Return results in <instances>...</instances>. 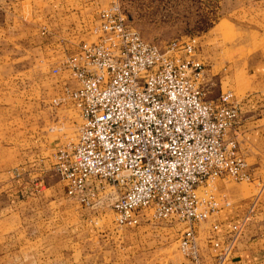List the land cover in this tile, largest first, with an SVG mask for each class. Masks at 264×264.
Listing matches in <instances>:
<instances>
[{
    "label": "built area",
    "instance_id": "2783aa9c",
    "mask_svg": "<svg viewBox=\"0 0 264 264\" xmlns=\"http://www.w3.org/2000/svg\"><path fill=\"white\" fill-rule=\"evenodd\" d=\"M90 33L53 68L69 82L52 102L71 103L81 122L76 141L53 153L52 169L84 205L88 178L117 188L118 227L137 225L146 213L185 222L177 249L201 264L195 227L227 204L216 195L218 181L253 179L237 139L228 137L246 99L232 90L207 99L198 38L164 47L147 41L114 1L99 10ZM245 219L232 226L230 242L214 241L211 264L228 260Z\"/></svg>",
    "mask_w": 264,
    "mask_h": 264
},
{
    "label": "rangeland",
    "instance_id": "374dc122",
    "mask_svg": "<svg viewBox=\"0 0 264 264\" xmlns=\"http://www.w3.org/2000/svg\"><path fill=\"white\" fill-rule=\"evenodd\" d=\"M113 1L126 22L147 41L164 47L172 40L187 36L198 38L197 56L203 61L205 71L210 69L211 74L217 75L213 77L215 82L206 86L208 98H216L220 90H232L239 100L258 93L264 96V77L254 74L256 71L251 66L264 62V0H39L34 5L42 9L40 20L34 15L30 0H0V141H50L52 149L58 144L55 150L76 141L81 122L77 110L71 103L52 102L62 94L69 77L63 70L54 72L53 68L61 67L82 41L91 39L88 36L97 23L99 10ZM20 4L24 9L21 15L12 10ZM50 35L58 37H54L52 44H44ZM50 45L52 48L47 49ZM220 75L224 76L222 81H219ZM260 103L263 105L257 109L249 103L248 111L241 112L235 128L253 178L227 182L235 194L233 201L251 198L253 204L237 239L252 221L258 202L264 199V130L260 133L261 141L258 134L256 141H247L241 139L239 127L241 120L244 121L245 132L252 136L258 127L264 126V118L258 122L261 125L256 122L264 117L259 112L264 109V99ZM49 176L50 185L58 190L52 170ZM60 196L54 195L56 201H71ZM97 210L101 211L87 208L85 217H92ZM102 211L103 224L97 220L90 222L96 224V235L85 238L82 256L77 258L74 242L69 243L61 257H53V264H77L79 258L83 264H93V261L97 264L99 251L114 250L113 244L116 249L132 245L119 237L118 233L124 229L116 231L110 225L114 217L112 210L108 207ZM257 220L264 232V210ZM69 225L73 224L69 221ZM113 235H118L115 243ZM133 237L138 236L133 234ZM179 253L176 254L179 264H184ZM122 262L112 255L101 263Z\"/></svg>",
    "mask_w": 264,
    "mask_h": 264
},
{
    "label": "crops",
    "instance_id": "0c3cea01",
    "mask_svg": "<svg viewBox=\"0 0 264 264\" xmlns=\"http://www.w3.org/2000/svg\"><path fill=\"white\" fill-rule=\"evenodd\" d=\"M35 3L39 4V0H30L34 9L33 13L40 20L43 12L40 8L36 9ZM12 10L19 15L24 14L21 4L19 8L14 7L13 9L12 7ZM54 37L58 36H48L44 44L47 42L52 44ZM55 47L57 48V46ZM46 48L49 49L52 46H46ZM251 66L256 71L254 74L264 77V68L261 70L264 67V62H258ZM210 71V69L204 70L203 78L205 85L203 88L207 99L213 98L207 97L206 86L213 84L214 79L216 80L213 77L217 76L216 73L211 74ZM223 77L220 75L219 81H222ZM222 91L220 90V92ZM263 99L264 96L259 93L251 95L243 103L241 112L248 111L251 103L254 109L261 107L263 103L260 101ZM243 108H246L245 111ZM259 112L264 113V109H260ZM239 118L240 115L233 130L229 132V138L235 137L234 133H236L235 138L240 140V136L235 131V128H238V122H240ZM263 118L256 119L257 125L262 124L258 122ZM241 122H243L239 126L242 128L241 139L256 141L255 138L259 135L258 138L260 141L262 140L263 136L260 133L264 130V126L258 127L255 130L256 134L252 137L245 132L246 123L242 120ZM57 146L58 144L52 149L50 141H0V264H53V257H61L63 251L73 242L75 256H82L85 238H94L96 235L97 229L94 228L96 224H90V222L95 223L97 220L103 224L105 214H102V210L108 207L114 215L112 203L118 194L115 187L104 186L101 189L100 183L96 179L88 178L85 181L84 193L88 197L90 205H84L77 197L66 194L63 183L52 169V156ZM51 170L57 178L58 190L50 185ZM57 193L61 195L62 200L66 197L71 201H56L54 195ZM216 195L224 197L227 204L220 202L223 204L218 215L198 223L195 227L201 264L212 263L215 240H220L223 243L231 241L232 226L248 217L252 203L251 198L233 201L235 194L230 191L225 181H218ZM87 208L100 209L101 211H95L94 214H91L92 217H85ZM255 210L256 212L251 216L253 219L244 233L233 242L231 254L224 264H264V232L261 230V222L257 220L263 215L264 199L258 202ZM114 220L115 217L110 225H113L116 231L124 229L123 233H118L119 237L123 241L128 240V244L132 243V245L127 247L123 245L122 248L116 249L117 246L113 244L114 250L109 248L106 251H99L97 264H103L101 262L105 257L112 255H115V260L121 259L122 264L180 263L176 257V254L180 252L177 249V241L187 227L185 222L174 219H154L146 213L140 217L137 225H125L116 229L118 226ZM69 221L73 224L72 226L69 225ZM214 223L218 224L215 231L211 227ZM133 234L138 237H133ZM112 237L115 243L118 235ZM136 247L141 250H137ZM179 254L183 257L184 264H191L181 252ZM169 255L172 257L169 258ZM70 256L73 257L74 254L71 253ZM77 264H83L82 258L77 260ZM93 264L96 262L93 261Z\"/></svg>",
    "mask_w": 264,
    "mask_h": 264
}]
</instances>
